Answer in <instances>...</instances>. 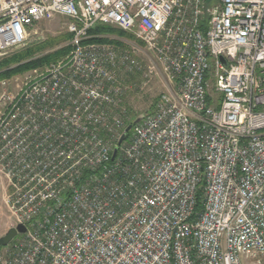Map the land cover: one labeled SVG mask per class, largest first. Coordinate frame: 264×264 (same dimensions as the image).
I'll return each mask as SVG.
<instances>
[{
	"label": "built area",
	"instance_id": "built-area-1",
	"mask_svg": "<svg viewBox=\"0 0 264 264\" xmlns=\"http://www.w3.org/2000/svg\"><path fill=\"white\" fill-rule=\"evenodd\" d=\"M55 16L69 54L0 83V177L26 228L0 264H264V0H0V57ZM96 26L133 34L169 84L119 146L117 71L141 66Z\"/></svg>",
	"mask_w": 264,
	"mask_h": 264
},
{
	"label": "rangeland",
	"instance_id": "rangeland-1",
	"mask_svg": "<svg viewBox=\"0 0 264 264\" xmlns=\"http://www.w3.org/2000/svg\"><path fill=\"white\" fill-rule=\"evenodd\" d=\"M68 22L66 19L55 16L50 20L40 22L34 28V34L25 46L10 51L8 54L0 57V62L8 59L13 55L27 49H33L31 60L42 59L47 55L60 53L48 63L35 65L29 69L15 71L16 68L26 61L20 63L10 62L5 67H0V83L7 82L9 88L13 91L20 89L25 83V79L34 74H39L46 70L51 64H54L65 58L71 49V35L67 31ZM108 30L94 36L107 40L118 53H129L141 66L140 70H135L133 73L125 72L122 67L118 73L119 81L122 86V104L121 108L125 112V123L127 126L133 123L138 117L150 113L160 95L166 93L168 81L160 72V64L157 59L149 55L150 59L156 64L157 71L152 74L149 79L143 76V69L149 61V58L144 55V46L131 33L124 32L114 26H105ZM64 50H67L64 52ZM122 66V65H119ZM143 68V69H142ZM11 70H14L12 73ZM6 72H8L6 74ZM6 74V75H5ZM126 126V127H127ZM8 193V187L4 179L0 177V238L6 232L15 227L11 215L6 207L5 198ZM1 248V247H0ZM264 263V262H263ZM251 264V263H247Z\"/></svg>",
	"mask_w": 264,
	"mask_h": 264
},
{
	"label": "trees",
	"instance_id": "trees-1",
	"mask_svg": "<svg viewBox=\"0 0 264 264\" xmlns=\"http://www.w3.org/2000/svg\"><path fill=\"white\" fill-rule=\"evenodd\" d=\"M108 29L105 27V26H96L95 28H93L92 30L89 31V34L90 35H96V34H99L101 32H105L107 31ZM91 41H96V42H105L107 43V40L106 39H92ZM67 50H64V52H66ZM32 52H33V49H27V50H24V51H20L19 53L13 55L12 57L8 58V59H3L1 62H0V67H5L6 64H9L10 62H15V63H20L21 61H26L25 63H22L18 66V68L15 69V71H18V70H25V69H29L30 67H33L35 65H41L43 63H48L50 62L51 60H53L54 58H56V56L60 53H54V54H50V55H47L46 57L42 58V59H37V60H31V57H32ZM12 73H14V70H11ZM8 72H6L7 74ZM5 74V75H6ZM129 135V134H128Z\"/></svg>",
	"mask_w": 264,
	"mask_h": 264
},
{
	"label": "water",
	"instance_id": "water-1",
	"mask_svg": "<svg viewBox=\"0 0 264 264\" xmlns=\"http://www.w3.org/2000/svg\"><path fill=\"white\" fill-rule=\"evenodd\" d=\"M143 118V116L138 117L133 123H137L139 122L141 119ZM132 127V124H129L123 131L117 146H119L126 138L127 134L130 132ZM117 146L114 148L113 153H112V159H114L116 152H117ZM26 228L21 225L18 224L15 227L9 229L6 234L0 238V247H4L6 245H8L17 235L23 234L25 233Z\"/></svg>",
	"mask_w": 264,
	"mask_h": 264
}]
</instances>
